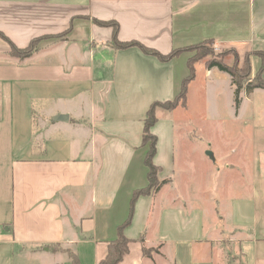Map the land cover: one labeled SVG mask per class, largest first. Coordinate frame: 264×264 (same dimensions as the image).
<instances>
[{
  "label": "crops",
  "instance_id": "1",
  "mask_svg": "<svg viewBox=\"0 0 264 264\" xmlns=\"http://www.w3.org/2000/svg\"><path fill=\"white\" fill-rule=\"evenodd\" d=\"M95 19L116 22L119 40L163 53L211 39L248 58L251 74L261 64L255 52L264 53V0H0V264H72L68 252L96 264L132 192L147 184V107L175 96L192 53L160 61L135 46L114 49L112 28ZM67 29V41L44 40L28 58L7 53L9 42L20 48ZM205 61L195 63L186 111L199 99L211 113L223 103L240 122L252 96V107L264 102L257 88L235 111L230 75ZM59 114L67 119L52 120ZM187 123L173 119L157 141L153 162L166 182L136 198L123 229L129 252L117 264H264V122L243 124L246 159L231 162L229 147L207 144V171L226 179L218 186L181 182L183 149L211 139L197 133V120L182 135ZM142 246L158 252L145 257Z\"/></svg>",
  "mask_w": 264,
  "mask_h": 264
},
{
  "label": "trees",
  "instance_id": "2",
  "mask_svg": "<svg viewBox=\"0 0 264 264\" xmlns=\"http://www.w3.org/2000/svg\"><path fill=\"white\" fill-rule=\"evenodd\" d=\"M94 22L99 25L112 28V37L108 44L114 49H123L135 46L138 47L143 53L153 55L160 61H168L184 52H194L190 57H188L186 61L188 74L182 79L179 91L175 94V96L170 100L153 101L150 103L148 109L146 110V114L143 119L142 144L145 145V143L147 142L149 145L146 156L144 157V165L147 168V184L144 187L134 189V191L132 192L127 217L122 223L118 225L117 236L113 240L107 242L106 255L96 263L117 264L122 260L124 255L129 252V243L131 240L124 236L123 229L131 221L133 214V205L136 198L140 195H148L151 192L154 193L158 191L162 184L166 182L165 180H159L158 178L160 168L153 162V157L156 151L155 144L157 138L150 131L151 127L157 121L156 113L157 111H159V108L164 111H171L177 107H186L188 85L195 77V63L201 59L206 58L205 67H215L218 70L226 72L230 75L231 84L233 85L234 109L235 111H237L242 99V93L248 96L254 89H264V78L261 76L262 70L264 69V53L255 52V54L261 58V64L258 70L254 73L253 77L250 78V64L248 58L246 57L243 67H237V65H228L220 59L206 57L208 54H210V52H206V47L207 44H211L213 42L211 39H206L198 43L173 48L168 52L163 53L153 47L143 44L138 40H119L117 38L118 24L114 21H100L95 19ZM68 32L69 29L60 34H63L65 36L66 34H68ZM43 37L44 36L35 37L26 46L20 48L9 42L10 49L7 53L22 60L28 58L34 53L35 42L41 40ZM203 42L206 43L204 44ZM150 251H153L152 248H146L142 246V254L145 257L150 256ZM68 256L72 264H79L75 254L68 252Z\"/></svg>",
  "mask_w": 264,
  "mask_h": 264
},
{
  "label": "rangeland",
  "instance_id": "3",
  "mask_svg": "<svg viewBox=\"0 0 264 264\" xmlns=\"http://www.w3.org/2000/svg\"><path fill=\"white\" fill-rule=\"evenodd\" d=\"M42 36L44 37L41 40L35 42L34 53L41 49L40 44L44 40L54 39L57 44L67 41L65 36L60 33L42 35ZM203 43L205 44L206 42ZM206 49H207L206 52H210V54L206 56L208 58L220 59L223 62L225 58H228L229 60L228 65H237V67H243L245 63V59L239 58L238 55L235 54L234 50L232 51L230 49L222 48L219 45L215 44L214 42H212L211 44H207ZM253 75L254 74H251L250 71V78L253 77ZM253 100L255 101L254 96H252V100L250 102H246L245 105L243 106L244 113L241 112L242 117L238 120L240 122L232 121V119L230 118L231 108L229 107V105H225L222 103L221 105H218L217 109L213 110V112L211 113L206 107V105L200 103V99H199V105H197V109L195 111L193 109L186 111L185 108H181V107H178L171 111H167V110L164 111L159 108V111H157L156 113L158 122L156 121L157 122L156 125L154 124V126H152L150 129L151 133L155 135L157 138L155 144V149H156L155 153L157 152L158 139L161 138L162 140L164 136L170 133L169 130L170 126L168 123L173 121V119L177 120L178 118L181 119L184 118L187 119L189 123L190 121L197 120L198 123L196 124L199 126H194V128L197 129V133L204 137L208 136V138L211 139L209 141H205L204 138H202V140L199 143L187 144L188 146H186V148L183 149L186 153H184L185 157L182 159L183 162L181 161L183 164L181 165L179 176L182 183H184L185 181L189 183L190 182L207 183L209 180H213L214 182H217L215 186H218L219 184L223 183V181L226 180L225 176L224 174H221L215 177H211L206 167L207 163H211V162H207L208 161L207 158H205L202 153L205 154V151L210 150V148L207 147V144H210L213 150H215V152L217 153L226 151L227 147H229L228 149L230 152L229 161L231 162L232 160H236L237 156L240 157L242 156V158L246 159V157L244 156L246 155V151L249 150L250 131L249 129H244L243 124L252 125V124H261L264 122V116L261 114L264 110V102H261L259 98H257V102L258 103L260 102L261 104H256L254 107H252ZM254 110H256L257 113H254ZM200 117L201 120H199ZM253 118L254 120L251 121ZM189 123L185 124L186 126H184V130L180 132L182 135H185L187 134V132L192 131ZM185 128H189V130L188 129L186 130ZM223 133L224 135L221 136V134ZM239 137L240 138L242 137V141H239ZM235 144H238L237 154L232 152L233 149L237 148V145ZM148 148L149 145L146 142L145 156ZM159 151L164 153L163 148H160ZM193 151H197V152L195 154L190 153ZM190 155L192 156L190 157ZM145 169L147 171L146 166ZM146 171H145V178H146ZM228 177H229L228 182L230 183H232V181L236 178L234 173L231 174V176L228 175ZM152 250L153 251H150V255L158 252L157 247H152Z\"/></svg>",
  "mask_w": 264,
  "mask_h": 264
},
{
  "label": "water",
  "instance_id": "4",
  "mask_svg": "<svg viewBox=\"0 0 264 264\" xmlns=\"http://www.w3.org/2000/svg\"><path fill=\"white\" fill-rule=\"evenodd\" d=\"M67 119V115H63V114H59V115H56V116H53L52 117V120H66Z\"/></svg>",
  "mask_w": 264,
  "mask_h": 264
}]
</instances>
